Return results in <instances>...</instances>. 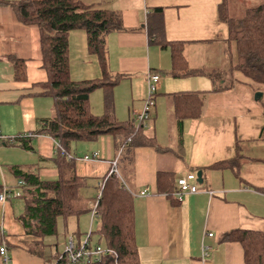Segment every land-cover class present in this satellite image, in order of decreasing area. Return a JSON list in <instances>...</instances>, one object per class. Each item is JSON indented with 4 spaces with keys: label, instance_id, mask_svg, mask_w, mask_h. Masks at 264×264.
Returning a JSON list of instances; mask_svg holds the SVG:
<instances>
[{
    "label": "crops",
    "instance_id": "1",
    "mask_svg": "<svg viewBox=\"0 0 264 264\" xmlns=\"http://www.w3.org/2000/svg\"><path fill=\"white\" fill-rule=\"evenodd\" d=\"M83 1L122 17L123 30L108 36L107 49L111 72L122 76L115 93L120 86H128L131 102L125 107L128 112L125 121L136 118L143 108L148 74L161 76L157 91L160 98L150 121L152 126L144 133L153 145L130 149L126 155L130 167L124 165L122 150L110 135L72 145L70 153L78 158L77 174L90 181L88 194L98 198L104 178L117 161L119 175L134 196L140 264H245L242 244L224 241V235L235 230L264 234V87L239 80L236 72L231 71L234 55L228 45L229 29L219 17L222 0ZM263 2L233 0L231 8L240 6L245 10ZM159 8L163 9L165 39L184 44L189 68L199 71L198 75L174 77L170 48L163 49L150 42L149 29L153 25L150 17ZM69 44L72 80L101 79L99 60L88 50L87 33L71 32ZM218 71L225 74V80L221 77L223 82L211 77ZM47 82L39 28L22 24L11 6L0 5V133L5 138L0 141V192L8 190L11 196L5 204H0V226L5 228V233L0 231V245L4 240L10 251L17 248L11 255L12 264H48L65 254L69 244L66 243L62 252L58 239L53 246L46 242L48 238L28 235L18 221L25 202L16 171L37 173L40 180L49 182L57 181L60 175L55 164L57 142L53 138L33 137L28 142L30 148L14 142L18 136L34 134L44 120L54 116V101L43 89ZM241 84L243 88L237 89ZM221 87L225 89L216 91ZM98 90L91 94L90 105H93L92 95H98ZM182 92H200L203 107L199 118L184 119L180 131L174 94ZM257 92L263 94L258 101ZM114 103L118 119L115 97ZM100 106L103 109L100 113L92 111L94 115L105 113L104 102ZM163 109L166 113L160 118L158 110L161 113ZM163 119L167 123L160 136L157 120ZM95 152L100 153V160H83ZM221 162L227 163L216 167ZM228 162L233 164L230 166ZM199 171L203 180L202 184L198 183L199 192L187 195L183 202L158 193L159 173L174 174L177 185L180 178L189 173L197 175ZM18 199L23 207L16 215L13 203ZM8 216L22 227L23 233L13 230ZM95 220L91 219L90 231ZM64 223V234L69 236L63 246L71 238L75 242L74 235L80 231L79 220L74 234L69 233L68 223ZM209 233L214 237L209 238ZM204 244L214 248L206 261L201 259ZM32 254L41 256L42 260H33Z\"/></svg>",
    "mask_w": 264,
    "mask_h": 264
},
{
    "label": "trees",
    "instance_id": "2",
    "mask_svg": "<svg viewBox=\"0 0 264 264\" xmlns=\"http://www.w3.org/2000/svg\"><path fill=\"white\" fill-rule=\"evenodd\" d=\"M232 2L222 0L219 7L220 20L228 25V45L234 55L231 71L241 73L249 84L264 87V2L246 8L240 17L232 15ZM0 5L11 6L22 24L39 28L43 68L48 74V82L43 85V89L54 101V116L44 120L34 134H29L27 141L25 137H17L14 142L18 141L22 146L30 148L29 139L45 135L59 143L55 155V164L60 174L57 181H42L37 173L16 171L19 181L25 183L21 186L25 210L18 221L28 235L44 240L58 236L60 218L65 222L72 217L78 219L92 213L90 206L96 203L95 219L98 227L92 228L87 241L90 251L100 248L102 253L79 264H140L135 240L133 194L128 191L120 175L113 174L104 178L101 192L98 188L101 193L99 198L90 196V181L77 174L78 158L70 153L73 143L93 142L106 135L114 138L116 146L122 150L121 155H127L132 148L153 145L144 134L146 128L142 123L135 118L120 122L115 114L113 91L122 76L114 75L110 70L107 38L123 30L121 15L83 0H20L13 3L0 0ZM162 14L163 9L159 8L150 17L153 23L149 29L150 42L163 49L170 48L174 77L198 75L199 71L189 68L184 44L165 39ZM73 31L87 33L88 50L99 60L101 79L81 82L72 80L69 37ZM222 73L214 72L211 77L223 82ZM98 89L105 92V113L101 116L94 115L90 105V96ZM223 89L221 87L216 91ZM174 100L175 115L182 131L184 119L200 117L202 94L177 93L174 94ZM226 163L221 162L216 167ZM228 163H231L230 166L233 164ZM156 185L158 193L168 197L177 189L172 173H159ZM80 234L77 232L74 235L78 237L77 246L82 245ZM94 237L96 243L92 246ZM224 241L242 244L245 264H264L262 232L235 230L226 233ZM63 257L66 255L63 254Z\"/></svg>",
    "mask_w": 264,
    "mask_h": 264
},
{
    "label": "built area",
    "instance_id": "3",
    "mask_svg": "<svg viewBox=\"0 0 264 264\" xmlns=\"http://www.w3.org/2000/svg\"><path fill=\"white\" fill-rule=\"evenodd\" d=\"M161 76L158 73H150L147 76V83H148V98L145 102L144 109H142V112H138L136 114V120L139 123H142L144 125L145 121H150L151 119V109L155 107V95L158 91V85L160 83ZM147 125H144V127ZM146 128V127H145ZM30 135H22L18 137H28ZM5 138L0 133V141H3ZM57 146H59V143L57 142ZM101 155L99 152H95L91 155H87L83 157V160L85 162H90L94 160H100ZM116 174L118 175L119 172L117 170V161L112 163V170L110 171L109 176ZM25 183L23 181L18 182V186H24ZM104 184H102L103 188ZM199 192V186L197 181V175L195 173H189L188 175L180 178L177 181V189L175 192L172 193V198L176 200L177 202H183L184 198L187 195L197 194ZM101 195V194H100ZM98 196V198L100 197ZM10 192L8 190H2L0 192V204H5L7 200L10 198ZM96 208L97 204L95 203L92 206V219H95L96 217ZM5 228L3 226H0L1 233H5ZM209 238L214 237V234L209 233L207 235ZM213 246L204 244L202 248L201 253V259L202 261H206L213 252ZM102 250L100 248H97L96 250L90 251L88 249V241H86L84 244L77 246L74 240L71 238L69 244L66 247L64 258L63 255L59 256L58 258H55L54 260L50 261L48 264H79L83 260H89L90 258L101 255ZM0 264H11V258L9 257V248L6 243V241L3 240L2 244L0 245ZM192 264V263H191Z\"/></svg>",
    "mask_w": 264,
    "mask_h": 264
},
{
    "label": "rangeland",
    "instance_id": "4",
    "mask_svg": "<svg viewBox=\"0 0 264 264\" xmlns=\"http://www.w3.org/2000/svg\"><path fill=\"white\" fill-rule=\"evenodd\" d=\"M244 11H245L244 8L242 9L240 6H236V7L231 8V13H232V15L234 17H240L241 15H243ZM228 75H230V74H228ZM235 76H236L237 79L244 80L245 81V78H244V76L241 73L236 72L235 73ZM221 77H223V80H225V74H221ZM229 79H231V76L229 77ZM243 86H244V84L238 85L237 89H241V88H243ZM115 88H114L113 93H114L115 101H117V104H118V115L117 116H118V119H120V121L121 120L122 121H125L127 119V116H128V112H127V109L125 107H127L128 103L130 104V102H131V100H130V94H129V90H128V86L127 85L120 86L117 89L119 91L118 92L116 91V93H115ZM103 91L98 90L97 92H99V93H96L98 95H92V100L91 101H92V104L93 105H91L92 106L91 107V110L94 113H100L99 112L100 109L101 108L103 109V107H102L103 105L100 106L101 102L103 103L104 102V98H105V92H103ZM148 96H149V94H148V90H147L146 97H145V101H144V104H143V108L142 109H144L145 102H146ZM255 96H256V94H255ZM155 97H156L155 98V107H153L151 109V116L154 115V112H155L156 107H157V99L160 98V96L158 95V93H156ZM100 98H101V102H100ZM139 112H142V110L139 111ZM158 112H159V117L162 118V115L164 114L165 110L164 109L161 110V113H160V110H158ZM165 117H166V115H165ZM166 123H167V120H164L163 119V121H161V122L157 120V126H158V129H159V135L160 136H162V134H160V130H161V132L164 131V125H166ZM144 125H147V126H145L146 129H149L152 126L151 125V122L149 120L148 121H145L144 122ZM162 127H163V129H162ZM77 144H79V142L73 143L74 147ZM128 158L129 157H127L126 155H124L123 162H124V165L126 167H130L129 166V159ZM93 183L94 182H91V184H93ZM92 192H94L93 189H92ZM13 204H14L13 205L14 206V209H13L14 210V213L16 215H19L21 213V209L23 207L22 206V201L20 199H18ZM7 218L10 219V225H11V227H12V225L14 226L13 227L14 228L13 230L16 231L17 234H21V232L23 233L22 227L18 223H16V221L14 220L13 217L8 216ZM91 219H92V216L90 214H85V215L80 216L78 219L76 217H73V218H70V219H68L66 221L68 223L67 229L69 230V233L70 234H74L75 231H76V222H77V220H79V228H80V231H77V232L81 233L79 237L81 239V243L82 244H84L87 241L88 234L90 232ZM64 222H65L64 219L63 218H60V220L58 222V227H59L58 236L48 238L47 240H49V241H46L49 244H52L54 246V244H56V240L58 239V242L60 244H62V247H63V250H62V247H61L62 252L64 251V247L66 245V242H65L64 243V246H63V241H66V239H68L67 236H69V235L64 234V232H65V229H64V227H65L64 224L65 223ZM93 227H94V229H96L98 227V221L95 220L93 222ZM7 233H8V229H7ZM74 238H75V242H77L78 241V239H77L78 237L74 236ZM95 243H96V238L94 237L93 238V242H92V246H94ZM15 249H17V248H15V247H14V249L11 248V251L9 249V257L11 259H12V256L11 255H12V253H13V251ZM30 258H33V260H38V261L39 260H42V257L41 256L35 255V254L34 255L33 254L30 255ZM11 264H12V261H11Z\"/></svg>",
    "mask_w": 264,
    "mask_h": 264
},
{
    "label": "water",
    "instance_id": "5",
    "mask_svg": "<svg viewBox=\"0 0 264 264\" xmlns=\"http://www.w3.org/2000/svg\"><path fill=\"white\" fill-rule=\"evenodd\" d=\"M263 96L262 92H257L255 96V100L258 101ZM197 181L198 183L202 184V172L199 171L197 174Z\"/></svg>",
    "mask_w": 264,
    "mask_h": 264
}]
</instances>
